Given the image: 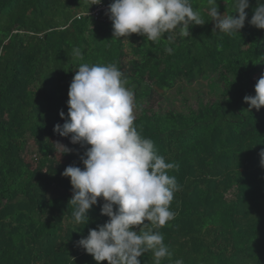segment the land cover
Masks as SVG:
<instances>
[{"label":"trees","instance_id":"16d2710c","mask_svg":"<svg viewBox=\"0 0 264 264\" xmlns=\"http://www.w3.org/2000/svg\"><path fill=\"white\" fill-rule=\"evenodd\" d=\"M93 2L0 0V264H97L77 242L110 220L101 215L105 201L98 198L89 223L76 224L70 177L62 175L84 168L91 145L54 132L83 63L119 68L134 93L138 132L178 165L168 173L179 185L176 215L158 229L171 253L161 264H264V106L248 111L244 101L264 75V29L249 23L257 0L231 36L213 33L206 0H191L205 24L157 42L114 38L106 13L89 14ZM217 4L221 15L234 12L233 0ZM200 81L208 91L190 104L187 87ZM57 143L72 151L62 154ZM140 259L153 264L151 251Z\"/></svg>","mask_w":264,"mask_h":264},{"label":"clouds","instance_id":"9594fccd","mask_svg":"<svg viewBox=\"0 0 264 264\" xmlns=\"http://www.w3.org/2000/svg\"><path fill=\"white\" fill-rule=\"evenodd\" d=\"M94 0L91 4H99ZM208 15L215 21L213 33L234 35L244 28L249 0H233L234 12L221 15L217 0H206ZM249 23L264 29V0H257ZM238 13V16L235 15ZM106 15L113 24V37L124 38L136 33L151 42L172 39L178 27L180 34L190 35L189 25H203L200 11L191 0H114ZM183 25L180 27V25ZM218 30V31H217ZM169 53L171 48H167ZM75 55L80 56L79 50ZM69 87L68 113L61 110L65 120L57 123L54 132L69 137L73 144L91 145L80 158L84 168L68 166L62 175L70 177L73 195L69 200L72 218L76 224L89 223L88 213L97 205L98 198L105 203L101 215L110 220L97 229H90L77 245L91 254L97 264H141L146 252L153 254V264H161L170 257L164 235L158 231L175 218L170 210L179 185L169 170L177 168L174 162L154 150L152 140L144 138L134 124L135 97L123 73L115 64H81ZM255 95H246L248 111L264 106V75L255 85ZM63 153L72 149L57 143ZM264 165V149L260 152ZM145 221L149 223H145ZM139 227V231L133 230ZM174 264H184L182 259Z\"/></svg>","mask_w":264,"mask_h":264},{"label":"rangeland","instance_id":"374dc122","mask_svg":"<svg viewBox=\"0 0 264 264\" xmlns=\"http://www.w3.org/2000/svg\"><path fill=\"white\" fill-rule=\"evenodd\" d=\"M196 86H199V88H197ZM205 91H208V87L206 86V83L204 81L197 82L193 86L187 87V91H186L187 93L186 94H188L190 96L189 103L191 104V102H195L196 99L193 97V95L203 94ZM168 96L176 97V99L178 97L176 91H174V90L169 91Z\"/></svg>","mask_w":264,"mask_h":264},{"label":"built area","instance_id":"2783aa9c","mask_svg":"<svg viewBox=\"0 0 264 264\" xmlns=\"http://www.w3.org/2000/svg\"><path fill=\"white\" fill-rule=\"evenodd\" d=\"M112 3L114 2V0H111ZM110 4H106L104 3V1H102L101 3L99 4H95V6L93 7V9L89 12V14L91 16H93V18L95 20L97 19H101L102 18V13H106L107 12V9H108V6Z\"/></svg>","mask_w":264,"mask_h":264}]
</instances>
